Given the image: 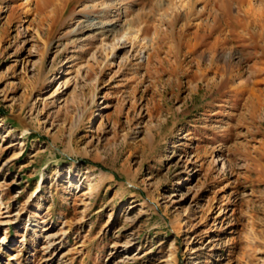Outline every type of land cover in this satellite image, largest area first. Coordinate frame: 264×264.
<instances>
[{
  "label": "rangeland",
  "instance_id": "obj_1",
  "mask_svg": "<svg viewBox=\"0 0 264 264\" xmlns=\"http://www.w3.org/2000/svg\"><path fill=\"white\" fill-rule=\"evenodd\" d=\"M0 264H264V0H0Z\"/></svg>",
  "mask_w": 264,
  "mask_h": 264
},
{
  "label": "bare ground",
  "instance_id": "obj_2",
  "mask_svg": "<svg viewBox=\"0 0 264 264\" xmlns=\"http://www.w3.org/2000/svg\"><path fill=\"white\" fill-rule=\"evenodd\" d=\"M190 6V5H189ZM188 6V7H189ZM191 10V9H190ZM189 10V11H190ZM114 24V22H109V24ZM226 25V24H225ZM199 28H200V26H199ZM217 29H219V28H217ZM216 29V30H217ZM131 33L130 32H128V33H126L123 37H122V39H120V41H118V43H116V44H114V45H112L111 46V53L113 54V53H115V51L118 49V47L120 46L121 48H124L126 45H127V42H132V38H131V35H130ZM146 40H148V39H146ZM149 41V40H148ZM147 41V42H148ZM203 42V41H202ZM203 44V43H202ZM201 44V45H202ZM196 45H200V44H196ZM195 45V46H196ZM214 59V58H213ZM148 60H150V56H149V58H148ZM147 60V61H148ZM211 69V68H210ZM204 70V69H203ZM210 71V70H209ZM207 72V71H206ZM202 74H203V72H201ZM214 74H215V76L214 77H212L209 81L210 82H212V83H215V81H216V79H217V74H219V71H215L214 72ZM232 74V73H231ZM233 76V75H232ZM235 76V75H234ZM222 78H225L224 76L222 77ZM227 79H228V77H226ZM230 78H232V77H230ZM207 80V81H208ZM222 80H224V79H222ZM226 80V79H225ZM210 84V83H209ZM208 86H210V85H208ZM95 98V97H94ZM94 100V99H93Z\"/></svg>",
  "mask_w": 264,
  "mask_h": 264
}]
</instances>
